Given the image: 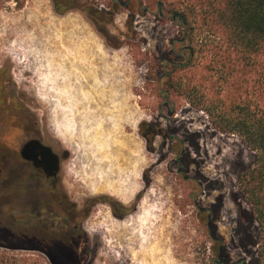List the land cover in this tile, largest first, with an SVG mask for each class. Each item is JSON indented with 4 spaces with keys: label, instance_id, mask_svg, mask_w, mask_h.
I'll use <instances>...</instances> for the list:
<instances>
[{
    "label": "rangeland",
    "instance_id": "374dc122",
    "mask_svg": "<svg viewBox=\"0 0 264 264\" xmlns=\"http://www.w3.org/2000/svg\"><path fill=\"white\" fill-rule=\"evenodd\" d=\"M113 1L121 6L112 22L98 26L117 47L106 43L84 10L57 15L50 0H24L20 9L13 0L0 4V71L25 109L22 125L0 122L1 151L20 147L25 126L39 129L60 155L68 152L59 177L72 200L107 194L126 207L120 218L122 208L115 214L105 203L94 206L83 222L88 240L81 244V264H217L218 247L227 263L252 264L260 235L256 222L249 226L250 205L241 195L246 184L237 176L254 154L238 135L221 131L205 108L190 103L187 92L189 86L218 100L233 96L232 89L226 91L195 52L193 65L179 73L186 86L165 96L160 77L164 62L173 59L170 50H183L176 42L183 36L180 22L162 15L159 0H132L130 22L126 0H81L105 9ZM183 1L175 5L181 9ZM248 86L246 99L254 106ZM143 121L170 128L168 137H154L151 151L138 131ZM6 176L2 171L0 241L6 246L0 253L6 264H55L36 249V229L14 188L2 183ZM193 198L216 215L214 239ZM248 226L257 244L244 239Z\"/></svg>",
    "mask_w": 264,
    "mask_h": 264
},
{
    "label": "trees",
    "instance_id": "16d2710c",
    "mask_svg": "<svg viewBox=\"0 0 264 264\" xmlns=\"http://www.w3.org/2000/svg\"><path fill=\"white\" fill-rule=\"evenodd\" d=\"M7 1L9 0H0V4ZM13 1L16 8L23 7L24 0ZM50 1L57 14L75 9L84 10L106 43L117 47L111 42L107 28L98 24L100 21L112 22L114 14L121 6L120 2L113 1L112 6L105 9L81 0ZM131 1L124 2V7L129 11L128 22L131 18ZM175 1L159 0L163 9L162 15H169L180 22L183 36L176 42L184 50V42L188 41L189 55L182 65L180 59L183 50L178 52L172 48L170 55H173V59L169 58L165 63L168 67H165L160 81H165L167 94H170L173 88H184L186 85L182 83L179 73L183 68L193 65L196 52L200 53L198 57L207 61L208 69L226 83V91L232 89L233 96L227 94L226 97L212 100L187 86L190 103L198 108H205L214 117L216 126L221 131L238 135L241 142L254 154L252 164L245 166L237 179H242L246 184V189L242 190L241 195L250 205L249 226L256 222L260 235L259 249L252 264H264V0H184L181 9L175 5ZM3 74L0 71V122L8 126L12 120L16 125H22L24 106L14 93L8 91L10 78ZM248 84L256 102L254 106L246 99L249 90L245 87ZM223 87L221 86L222 90ZM140 126V134L146 141V148L151 151L154 147L153 138L158 134L159 127L144 121ZM165 129L162 128V131ZM10 161L12 162L10 154L0 149V176L2 171L7 174ZM106 201L114 199L111 195L99 194L87 198L85 202ZM249 226L245 229L244 239L250 240L249 244H257L252 240L251 232H248L251 231ZM50 243L57 249L67 248L69 251L66 254L50 255L53 263L81 264L80 256L74 253L76 245L68 241ZM0 246L6 244L0 241ZM7 261L8 257L0 253V264H6Z\"/></svg>",
    "mask_w": 264,
    "mask_h": 264
},
{
    "label": "flooded vegetation",
    "instance_id": "af4514ba",
    "mask_svg": "<svg viewBox=\"0 0 264 264\" xmlns=\"http://www.w3.org/2000/svg\"><path fill=\"white\" fill-rule=\"evenodd\" d=\"M163 92L165 91L163 90ZM141 123L138 125L139 134ZM157 125L153 124L155 127ZM164 128L166 129L163 132L159 127L158 134L156 135L160 134L168 137L170 128L167 125ZM24 130L27 137L18 149H12L10 152L13 167L7 171V176L2 183L6 184L8 182L14 188V196L20 198L24 209L28 210L27 217L30 216V219H28L29 224L32 223L36 229V236L39 238V243H36V249H39L49 256L56 255L57 253L66 254L69 252L67 248H63L62 250L57 249L50 242L68 241L72 245H76L74 253L80 256L79 261L81 262L83 256L81 244L88 240V236L83 228V222L91 214L94 206L98 203H105L114 213L121 208L125 211L126 207L122 206L118 200L97 203H86L85 201L78 203L72 200L62 184L61 177H59L60 160L61 158L65 159L68 156V152L64 150L60 155L59 151L53 148L44 138L41 130L31 126H25ZM30 140H38L41 144L49 146L52 152L57 155L59 169L55 175H50L51 163L49 160L51 158L39 144L34 149L33 159H23L21 157L20 149L22 145ZM175 161L178 162V159L175 158ZM181 170L182 166L177 169L178 172ZM192 203L198 210L199 219L204 221V228L207 231V235L211 239H214L216 215L211 216L208 209H201L197 205L195 198H193ZM125 214H127L126 211L120 214L121 216L119 215V217L124 218ZM226 258V254L222 253L218 247L216 263L229 264Z\"/></svg>",
    "mask_w": 264,
    "mask_h": 264
},
{
    "label": "water",
    "instance_id": "95a60500",
    "mask_svg": "<svg viewBox=\"0 0 264 264\" xmlns=\"http://www.w3.org/2000/svg\"><path fill=\"white\" fill-rule=\"evenodd\" d=\"M38 144L41 146V148L44 151H46L49 154V156L51 158L49 160V162L51 163L50 175H55L59 169L58 157L54 152H52V150L49 146L41 144L38 140H30V141L25 142L20 149L21 157L23 159H33L34 149L38 146ZM242 261H243V259H241V262ZM229 264H232V263H229Z\"/></svg>",
    "mask_w": 264,
    "mask_h": 264
},
{
    "label": "crops",
    "instance_id": "0c3cea01",
    "mask_svg": "<svg viewBox=\"0 0 264 264\" xmlns=\"http://www.w3.org/2000/svg\"><path fill=\"white\" fill-rule=\"evenodd\" d=\"M57 14V13H56ZM65 14V13H64ZM57 15H63V14H57ZM113 60H115L114 61V63H116L117 65H119V66H121L122 64H121V58H118V60L115 58V59H113ZM117 61H118V63H117ZM118 72L120 73V74H123V72H124V69L123 68H119L118 69Z\"/></svg>",
    "mask_w": 264,
    "mask_h": 264
}]
</instances>
